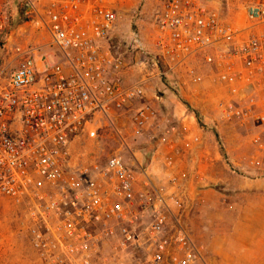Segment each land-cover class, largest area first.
I'll return each instance as SVG.
<instances>
[{
    "label": "built area",
    "instance_id": "built-area-1",
    "mask_svg": "<svg viewBox=\"0 0 264 264\" xmlns=\"http://www.w3.org/2000/svg\"><path fill=\"white\" fill-rule=\"evenodd\" d=\"M20 7L24 25L8 33L0 2V42L37 29L56 63L42 69L38 47L6 48L8 62L0 66V205L20 209L42 264H127L136 251L143 264H198L202 247L183 208L169 205L147 169L137 172L118 155L104 160L94 139L144 99L154 71L163 78L201 59L228 92L217 106L221 120L258 126L250 164L261 168L264 0H162L154 15V54L139 33L131 34L149 67V76L133 86L123 82L125 59L107 45L118 22L113 0H20ZM225 8L241 15L244 25L225 18ZM158 117L153 105L135 108V132L143 134ZM156 130L159 141L172 147L177 127Z\"/></svg>",
    "mask_w": 264,
    "mask_h": 264
},
{
    "label": "rangeland",
    "instance_id": "rangeland-1",
    "mask_svg": "<svg viewBox=\"0 0 264 264\" xmlns=\"http://www.w3.org/2000/svg\"><path fill=\"white\" fill-rule=\"evenodd\" d=\"M113 1L118 22L116 30L108 38L107 45L114 55L125 59L127 67L124 72L132 73L130 86H133L149 76V71H147L149 67L145 66L148 60L137 49L131 34L133 31L139 33L145 50L154 54L156 37L154 15L160 8L162 0ZM0 2L4 4L9 16L8 33L18 30L25 22L20 0H0ZM224 16L229 20H236L241 26L244 25L241 15L234 11L230 12L225 8ZM29 31L21 38L9 40L8 36L3 37L0 42L1 65L8 62L6 48L17 45L38 47L37 56L43 59L40 65L42 69L45 64L56 63L54 51L50 48L48 39L37 32V29ZM16 66L17 64H13L8 71L14 70ZM147 78L149 80L145 83L146 91H150L153 95L156 104L151 103V105L159 112L158 120L143 134L135 132L130 116L122 122L120 120L115 124L105 125L94 139V145L104 160L118 155L124 163L137 172L141 167L147 169L155 186L164 192L169 205L174 210L183 208L184 220L188 226L191 212L188 213L189 208L186 210L185 205L190 206L194 203L193 185L202 176L197 170L191 174L183 173L180 169L181 154L179 155L175 147L178 145L174 140L176 136L182 132H190V128L198 129V127L212 133L218 146L219 164L213 172H207L208 174L216 177L227 175L264 177V157L261 168L250 164L256 155L253 141L258 126L253 123L242 126L238 121L221 120L217 106L228 96V92L220 84L215 69L201 59L193 61L188 68L168 71L163 78L158 77L155 71ZM194 78L198 79L197 83L193 82ZM162 99L168 100L170 105L167 106ZM176 107L183 111L187 109L190 114L195 115V120L189 119L185 123L188 124L189 129L184 127L181 119L178 120L172 115L171 112ZM157 125L177 127L172 147L159 141L161 132L156 130ZM170 160L173 162L172 166L167 165ZM228 162L233 164L231 169L226 165ZM172 179L179 183V186L174 188ZM205 188L222 191L221 187L215 186L214 183ZM23 221L20 209L9 202H2L0 205V264H42L30 245L29 235ZM189 231L192 235L190 228ZM197 245L202 247L203 254L202 244L197 243ZM143 257L142 252L136 251L134 259H130L127 264H143Z\"/></svg>",
    "mask_w": 264,
    "mask_h": 264
},
{
    "label": "crops",
    "instance_id": "crops-1",
    "mask_svg": "<svg viewBox=\"0 0 264 264\" xmlns=\"http://www.w3.org/2000/svg\"><path fill=\"white\" fill-rule=\"evenodd\" d=\"M122 78L130 86L132 73L124 72ZM163 102L170 105L168 100ZM151 103L156 104L150 91H146L144 99L135 102L132 110ZM132 110L120 114L114 124L131 117ZM171 113L187 129L190 127L185 123L195 120L187 109L176 107ZM174 140L181 154L182 172L192 174L197 170L202 176L193 185L194 203L185 205L191 212L188 226L193 239L204 249L198 264H264V177L208 174L218 167L219 153L214 136L204 128H190V132L179 133ZM226 165L233 167L229 162ZM211 183L222 191L207 190L205 187Z\"/></svg>",
    "mask_w": 264,
    "mask_h": 264
},
{
    "label": "trees",
    "instance_id": "trees-1",
    "mask_svg": "<svg viewBox=\"0 0 264 264\" xmlns=\"http://www.w3.org/2000/svg\"><path fill=\"white\" fill-rule=\"evenodd\" d=\"M22 12V11H21ZM20 14V13H19ZM21 15V14H20ZM22 15L24 16V14H23V12H22ZM23 16H21V17H23ZM0 66H1V63H0ZM200 124V123H199ZM200 125H202V124H200Z\"/></svg>",
    "mask_w": 264,
    "mask_h": 264
}]
</instances>
